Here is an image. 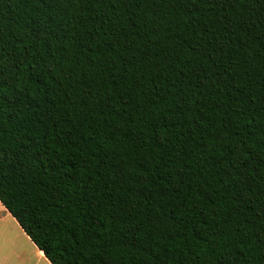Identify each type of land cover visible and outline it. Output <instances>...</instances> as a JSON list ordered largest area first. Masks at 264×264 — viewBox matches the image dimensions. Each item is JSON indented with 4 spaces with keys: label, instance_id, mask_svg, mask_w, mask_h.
<instances>
[{
    "label": "trees",
    "instance_id": "1",
    "mask_svg": "<svg viewBox=\"0 0 264 264\" xmlns=\"http://www.w3.org/2000/svg\"><path fill=\"white\" fill-rule=\"evenodd\" d=\"M0 203L50 264H264V0H0Z\"/></svg>",
    "mask_w": 264,
    "mask_h": 264
},
{
    "label": "rangeland",
    "instance_id": "2",
    "mask_svg": "<svg viewBox=\"0 0 264 264\" xmlns=\"http://www.w3.org/2000/svg\"><path fill=\"white\" fill-rule=\"evenodd\" d=\"M1 210V208H0ZM0 226H3L6 229L11 227L7 224V221L3 219L0 220ZM1 232V231H0ZM12 245H17L19 250H23L21 253L11 251L9 249ZM19 254V255H18ZM0 264H46L42 260L37 259L33 254V251L30 253L27 247L22 246L20 241L16 240L10 234L1 235L0 234Z\"/></svg>",
    "mask_w": 264,
    "mask_h": 264
},
{
    "label": "crops",
    "instance_id": "3",
    "mask_svg": "<svg viewBox=\"0 0 264 264\" xmlns=\"http://www.w3.org/2000/svg\"><path fill=\"white\" fill-rule=\"evenodd\" d=\"M0 220L4 218V220L7 221V224L11 227L10 229H6L3 226H0V234L1 235H8L10 234L13 236L16 240L20 241L22 246L27 247L29 252L31 253L33 251V254L36 256L37 259L42 260L46 264H50V262L45 258L42 251L39 250L34 243L30 240V238L26 235V233L23 231V229L19 226L17 221L14 219V217L11 216V214L4 208V206L0 203ZM9 249H12L11 251L21 253L23 250H19L17 245H12ZM22 254V253H21ZM19 255V254H18Z\"/></svg>",
    "mask_w": 264,
    "mask_h": 264
}]
</instances>
